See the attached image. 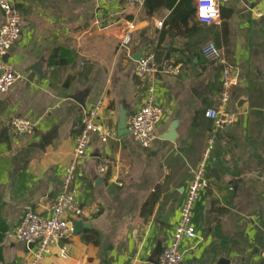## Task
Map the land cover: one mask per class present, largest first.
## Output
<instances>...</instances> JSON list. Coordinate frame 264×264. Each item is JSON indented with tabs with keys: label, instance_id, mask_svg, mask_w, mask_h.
Wrapping results in <instances>:
<instances>
[{
	"label": "crops",
	"instance_id": "obj_1",
	"mask_svg": "<svg viewBox=\"0 0 264 264\" xmlns=\"http://www.w3.org/2000/svg\"><path fill=\"white\" fill-rule=\"evenodd\" d=\"M195 1L185 23L170 30L181 0L172 8L160 0L151 14L145 0H15L22 32L6 61L18 78L0 94V264L29 263L32 246L15 237V227L27 208L49 215L82 117L100 100V123L110 137L105 143L91 138L75 174L77 200L88 211L78 221L90 227L64 241L68 259L54 247L43 264H158L190 170L211 137L208 187L195 206L197 237L183 245L184 264H264V3L227 0L220 22L203 26ZM131 25L142 27L132 32ZM124 37L127 47H121ZM209 42L223 50L236 74L226 106L236 121L218 131L205 116L219 107L218 68L200 51ZM138 54L167 60L178 73L138 78ZM150 82L164 118L154 142L142 148L129 133L118 135L117 126L121 112L128 120L141 107ZM13 117L30 120L33 130L16 133ZM176 122L175 141L163 139ZM43 141L44 150L37 147ZM104 158L110 167L99 175ZM154 194L145 219L142 209ZM92 232L97 245L86 241Z\"/></svg>",
	"mask_w": 264,
	"mask_h": 264
},
{
	"label": "built area",
	"instance_id": "obj_2",
	"mask_svg": "<svg viewBox=\"0 0 264 264\" xmlns=\"http://www.w3.org/2000/svg\"><path fill=\"white\" fill-rule=\"evenodd\" d=\"M142 3L143 0H130ZM227 0L195 1V18L203 26H212L220 22V4ZM262 2L264 0H247ZM201 9H206V14H201ZM0 10L3 13L4 24L0 27V94H6L16 82L18 76L14 67L4 58L8 56L11 48L21 36L22 17L16 9L15 0H0ZM146 25V23H143ZM162 27V22L156 25ZM142 26H129L130 31H138ZM129 38L121 40V47H127ZM201 54L213 61L219 71V107L208 110L206 118L213 121L215 131L223 130L236 121L234 114L227 111L226 106L230 99L231 89L236 85V74L228 63L224 52L215 44L209 42L201 47ZM178 67L169 61L158 62L153 54H147L137 63L135 75L146 79L157 75L175 76ZM103 102L98 101L93 108L85 112L81 121V130L75 139L72 159L65 168L62 176V190L50 207L48 216L27 208L15 227L14 235L26 246L32 245V256L28 264H43L54 247L58 248V255L62 260L69 258L67 240L73 232V223L88 217L87 209L78 200L75 186L77 163L88 158L91 138L98 136L100 142L105 143L110 137V132L100 123V113ZM164 118V110L156 101V87L153 82L146 85L141 107L127 120V130L132 140L142 148H148L156 139V127ZM10 127L18 134H28L34 128L30 120L13 117L9 121ZM214 148L213 137L209 138L198 162L190 170V180L185 189L184 199L180 214L169 243L159 257L158 264H184L185 249L183 245L196 239V230L193 224L195 206L208 187L206 169ZM110 161L106 158L97 165L99 175L106 174ZM120 185V184H119ZM264 258V253H263Z\"/></svg>",
	"mask_w": 264,
	"mask_h": 264
},
{
	"label": "trees",
	"instance_id": "obj_3",
	"mask_svg": "<svg viewBox=\"0 0 264 264\" xmlns=\"http://www.w3.org/2000/svg\"><path fill=\"white\" fill-rule=\"evenodd\" d=\"M176 0H169V3L165 2V6H168V8H172ZM160 0H145V10L148 14L153 13L155 6L154 4H158ZM161 3H159L160 5ZM191 4L192 0H181V2L173 8L172 15L168 21V26L170 27V30H175L176 24L180 21L185 23L187 18L190 17L191 12ZM164 33V32H163ZM156 202V195H152L151 198L145 203L143 209H142V216L146 219L152 214L153 207ZM86 241L90 244L97 245L98 239L97 235L95 233H88L86 235Z\"/></svg>",
	"mask_w": 264,
	"mask_h": 264
},
{
	"label": "water",
	"instance_id": "obj_4",
	"mask_svg": "<svg viewBox=\"0 0 264 264\" xmlns=\"http://www.w3.org/2000/svg\"><path fill=\"white\" fill-rule=\"evenodd\" d=\"M137 57H138V60H140L139 54L137 55ZM4 59L7 60V56ZM177 125H178L177 122L176 123H173L171 125L170 130L168 131V133L165 136H163L162 138L165 139V140H168L170 142H174L175 141V138H176L175 129H176ZM117 129H118V135H120V136L129 133L128 130H127V115H126L125 112H121L120 113ZM47 145H48V143H46L45 141H43L42 144L38 145L37 147L40 148V149H42V150H44V147L47 146ZM73 226H74V228H73V234H77L82 229H86V228H89L90 227L89 225H83L82 222H80V221L74 222L73 223ZM221 264H228V262H223Z\"/></svg>",
	"mask_w": 264,
	"mask_h": 264
},
{
	"label": "snow or ice",
	"instance_id": "obj_5",
	"mask_svg": "<svg viewBox=\"0 0 264 264\" xmlns=\"http://www.w3.org/2000/svg\"><path fill=\"white\" fill-rule=\"evenodd\" d=\"M206 9H201V14H206Z\"/></svg>",
	"mask_w": 264,
	"mask_h": 264
},
{
	"label": "clouds",
	"instance_id": "obj_6",
	"mask_svg": "<svg viewBox=\"0 0 264 264\" xmlns=\"http://www.w3.org/2000/svg\"><path fill=\"white\" fill-rule=\"evenodd\" d=\"M209 8L211 9V0H209Z\"/></svg>",
	"mask_w": 264,
	"mask_h": 264
}]
</instances>
